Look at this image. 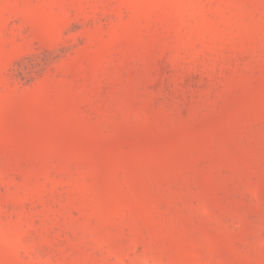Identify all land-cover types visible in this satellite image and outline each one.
<instances>
[{
    "label": "rangeland",
    "instance_id": "1",
    "mask_svg": "<svg viewBox=\"0 0 264 264\" xmlns=\"http://www.w3.org/2000/svg\"><path fill=\"white\" fill-rule=\"evenodd\" d=\"M0 264H264V0H0Z\"/></svg>",
    "mask_w": 264,
    "mask_h": 264
}]
</instances>
